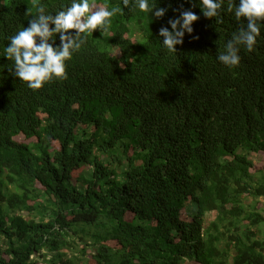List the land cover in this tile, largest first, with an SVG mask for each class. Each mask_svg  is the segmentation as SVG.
<instances>
[{"label": "trees", "instance_id": "1", "mask_svg": "<svg viewBox=\"0 0 264 264\" xmlns=\"http://www.w3.org/2000/svg\"><path fill=\"white\" fill-rule=\"evenodd\" d=\"M70 3L0 0V60L37 5L54 14ZM90 3L121 10L107 31L85 34L66 78L31 89L10 72L13 60L0 67L8 85L0 94V264H264V171L252 172L250 159L264 154V25L228 70L216 57L246 23L227 11L228 0L214 18L203 16L199 0H158L171 8L152 22L121 0ZM181 5L199 19L174 53L157 32ZM22 90L38 91L28 105L36 141L27 145L9 140L23 130L25 118L8 121ZM174 92L203 109L190 110L206 134L200 165L182 140L200 126L189 118L168 124L179 109ZM186 163L197 175V208L221 200V218L176 240L166 217L189 187L180 186Z\"/></svg>", "mask_w": 264, "mask_h": 264}, {"label": "clouds", "instance_id": "2", "mask_svg": "<svg viewBox=\"0 0 264 264\" xmlns=\"http://www.w3.org/2000/svg\"><path fill=\"white\" fill-rule=\"evenodd\" d=\"M121 3L124 9L131 5L146 12L151 22L162 19L171 8L170 4L165 7L159 6L158 0H155L154 3L151 0H121ZM199 4L204 17L214 18L219 17L224 0H199ZM120 10L121 5L110 10L107 5L97 6L90 3V0H71L70 4L62 6L54 14L46 13L42 5H37V14L32 16L27 26H23L14 35L8 37V43L3 50L6 60H0L2 63L0 67L9 62L8 59L13 60L14 67L10 69V72L24 83L27 82L31 89H39L52 79L66 78V61L70 60L73 54L86 43L85 34H93L95 30L99 29L107 31L111 17ZM172 11L178 12V15L170 17L167 20V26L162 25L158 29L157 35L162 38L160 43L163 47L169 52L176 53V46L183 43L185 34L193 33V22L197 21L199 16L191 9H184L183 5L173 8ZM227 11L233 13L238 22L242 18L246 21L232 34V38L224 46V51L216 57L223 64V68L231 70L240 63V46L243 45L251 51L257 42V37L261 35V27L264 25L262 23L264 21V0H238V3L237 0H228ZM57 38L59 43H57ZM192 39H199V36H193ZM6 87L8 85L0 82V94ZM173 94L175 97H171V104L179 109L175 117L168 121V124L175 129L182 118H189L200 126L193 139L182 138L187 153L193 161L200 165L201 162L197 159L196 152L203 143L206 134L201 127L202 120L193 118L190 115V110L202 108L192 105L190 101L182 103L177 93ZM37 96L38 91H16L13 105L9 110L8 121L13 124L22 118L25 119L22 120L23 130L13 135L9 139L11 142L27 145L36 141V136L32 133L34 113L31 112L28 105ZM92 130L94 131V128ZM18 137H23L25 142L17 141ZM32 139L34 141L26 142ZM196 178L197 175L193 167L186 163L180 186L189 187L179 196L177 203L170 207L166 217L169 234L171 235V231L175 232L176 240H180L183 236L194 239L207 228L211 229L212 226L218 225L221 218V200L215 202L216 206L213 204L203 209L197 208L198 201L194 200L193 196L199 188ZM247 203L250 204L248 201ZM227 225L228 221L223 217L221 231L224 233ZM223 243V238H221L219 246H222Z\"/></svg>", "mask_w": 264, "mask_h": 264}, {"label": "rangeland", "instance_id": "3", "mask_svg": "<svg viewBox=\"0 0 264 264\" xmlns=\"http://www.w3.org/2000/svg\"><path fill=\"white\" fill-rule=\"evenodd\" d=\"M16 140L19 142H25L23 137H18ZM30 141H34V139L26 141V142H30ZM250 159L252 160L254 164V168L252 169V172L258 175L259 171H262V170L264 171V154L263 153L253 154L251 155ZM263 205H264V202L259 203L257 206L258 208H260ZM190 264H195V263L191 262Z\"/></svg>", "mask_w": 264, "mask_h": 264}]
</instances>
